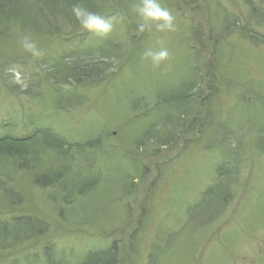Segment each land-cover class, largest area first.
<instances>
[{
  "label": "rangeland",
  "instance_id": "1",
  "mask_svg": "<svg viewBox=\"0 0 264 264\" xmlns=\"http://www.w3.org/2000/svg\"><path fill=\"white\" fill-rule=\"evenodd\" d=\"M159 2L173 31L139 32L141 0L87 8L113 24L104 37L71 10H32L54 35L0 15V139L38 134L0 155V264L112 247L116 264H264V0ZM161 47L156 67L144 53ZM88 63L99 75H69Z\"/></svg>",
  "mask_w": 264,
  "mask_h": 264
},
{
  "label": "trees",
  "instance_id": "2",
  "mask_svg": "<svg viewBox=\"0 0 264 264\" xmlns=\"http://www.w3.org/2000/svg\"><path fill=\"white\" fill-rule=\"evenodd\" d=\"M100 1L103 0H0V15L2 17L5 18H11L12 15H14L15 13H18L19 15L16 14L15 18L19 21L20 19H24L23 16H21L22 14L25 16L27 15V13H29L27 16H25L28 20V24H30L31 26H35L34 28L37 29L35 30L36 32L42 34L45 32L46 29H48V32L50 30V34L54 35L57 34L58 30L55 29V27L50 25H47L46 28L43 27V23H41V21L39 19H41L39 16L35 17L34 15H32V10L35 9V11L37 12L39 10V7H45V10L47 11V16H53L54 14H59L61 9L62 12L65 9L66 11L71 10L72 11V7L74 4H80L82 7L84 8H93L94 6H96V4H100ZM23 2H25V4L28 3V7H30L29 9H19L16 8V4L21 5ZM24 7H27L26 5H23ZM21 7V6H19ZM41 11V10H40ZM42 13V11H41ZM40 14V13H39ZM61 14V13H60ZM24 21V20H23ZM24 23V22H23ZM45 28V29H44ZM61 34V33H59ZM63 35V34H61ZM71 37H65L62 40L63 41H68L71 40ZM81 65L79 68H81L82 70H79V72L75 73V72H68L69 75H72L73 78H75L76 76L79 75L80 78H88L90 76L93 75H99V71L100 66H98V71L97 69H93L91 64L88 63L87 66ZM181 97V95L177 96V98ZM39 131V130H38ZM43 135L46 136V140H49L51 143H53V147L56 150H59L61 148H63L64 145H66L62 140H58L56 138H53L50 133H43ZM36 137H38V134L35 133L31 136H27L26 138H19L17 140L13 139V141H8L7 138L4 139H0V155L4 154V155H14L17 153H22L21 151L24 150V148H26L28 146L27 144V140H33ZM12 139V138H11ZM34 142V141H33ZM3 143V144H2ZM224 172L223 169H220V174ZM38 183L40 182H45V179H40L37 180ZM47 183V182H46ZM42 184V183H40ZM212 191H206L204 193V197L208 199H210ZM36 224V223H35ZM32 221V217L30 218V216H26L24 215V217H22L21 221L19 222V224H17V226H24L27 227L25 233H31L33 230L35 229H40V231H46L44 229V227L40 226L39 224L35 225ZM14 227L10 228L8 227V229L5 230H0V242L1 244H6L9 243L11 241V232L14 233V230L12 229ZM3 231V232H2ZM17 231V230H16ZM5 233V234H4ZM40 234V233H39ZM35 236L38 234H34ZM25 237V236H24ZM13 238V237H12ZM17 238V239H16ZM26 238V237H25ZM20 239V237L18 235L14 236L13 240H18ZM99 253L101 252H97V253H90L87 255L86 259L80 263L77 264H116V258H117V254L115 253V248H111L108 250V253L106 254V256H102ZM51 264H69L66 261L62 262V261H54Z\"/></svg>",
  "mask_w": 264,
  "mask_h": 264
},
{
  "label": "clouds",
  "instance_id": "3",
  "mask_svg": "<svg viewBox=\"0 0 264 264\" xmlns=\"http://www.w3.org/2000/svg\"><path fill=\"white\" fill-rule=\"evenodd\" d=\"M136 10L142 20L137 26L139 32H144L153 25L159 31H173L175 29L173 15L168 9L161 6L159 0H141ZM72 13L84 30L97 36H107L113 30V24L109 19L82 7L78 3L73 5ZM22 47L32 57L41 55V50L37 43L28 37H25L22 41ZM168 56L169 51L165 47H161L158 50L149 49L144 53V58L156 67L165 61Z\"/></svg>",
  "mask_w": 264,
  "mask_h": 264
}]
</instances>
